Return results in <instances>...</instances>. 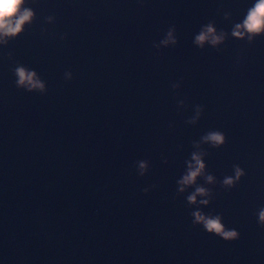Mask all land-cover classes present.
<instances>
[{"label":"water","instance_id":"water-1","mask_svg":"<svg viewBox=\"0 0 264 264\" xmlns=\"http://www.w3.org/2000/svg\"><path fill=\"white\" fill-rule=\"evenodd\" d=\"M253 2L29 5L32 26L0 46V264H264V228L253 215L264 205V37L247 45L229 36L219 52L192 43L209 20L230 31ZM170 25L178 43L157 53L152 42ZM14 61L37 71L44 95L16 88ZM195 104L203 114L185 124ZM211 129L226 143L208 148L207 170L222 179L239 164L246 173L229 192L217 185L202 206L238 230L234 241L192 225L193 189L173 199L191 141ZM141 159L150 165L144 176L134 167Z\"/></svg>","mask_w":264,"mask_h":264},{"label":"clouds","instance_id":"clouds-1","mask_svg":"<svg viewBox=\"0 0 264 264\" xmlns=\"http://www.w3.org/2000/svg\"><path fill=\"white\" fill-rule=\"evenodd\" d=\"M37 0H0V46H7L9 41L16 39L23 35L25 31L30 28L36 19V13L30 4H35ZM142 3V0H138ZM223 8L221 4L217 8L220 12ZM231 12H223V18L230 20ZM47 24L55 22L53 15L44 17ZM41 35L47 32L45 27L40 29ZM66 33L60 35V39L66 38ZM242 40L247 45H251L257 38L264 37V0H254L250 7L245 11L242 19L238 22H233L230 31L223 28L217 29L215 22L209 20L206 24L201 25L199 31L194 34L192 43L197 48L203 50L205 46H210L216 51H221V45L229 38ZM178 43L176 36V26L170 25L163 37L157 42H152V47L160 52L162 48L174 47ZM9 60H12V52L5 54ZM14 67L9 70L14 75V84L17 89H23L27 92H37L44 95L47 92L46 82L40 77L36 70L27 67L19 61H14ZM64 80L72 79L71 70H65L63 73ZM183 77H180L176 82L171 84L174 90L180 87ZM178 94V93H177ZM186 98L177 100V112L181 108H186ZM204 111V106L201 104L193 105V114L184 120L185 124L195 125ZM172 124L169 123V128ZM226 143L225 133L219 129H211L200 136L198 140L191 141L193 151L185 160V170L181 176L176 180L177 189L173 196H179L185 193L188 189L190 191L186 199L188 208L195 210L190 211L189 215L192 218L191 223L195 227L202 226V229L213 236L219 237L225 241H234L239 239L240 233L235 228H228L223 222L222 213H215L209 211L205 213L202 206H208L209 203L215 199L214 188L219 185V188L225 192L231 191L246 175L245 170L239 164L232 165V175H224L222 179L217 177L207 170L205 157L209 155L208 148H220ZM207 145V148L204 146ZM178 148L182 145H178ZM162 162L167 163L166 158H162ZM134 167L138 176H144L149 170V161L141 159L134 161ZM203 183H200V181ZM152 184L141 189L143 193H147L150 188H155ZM253 215L256 217L257 225L264 228V205H261Z\"/></svg>","mask_w":264,"mask_h":264}]
</instances>
